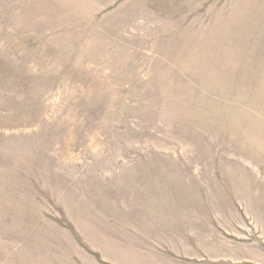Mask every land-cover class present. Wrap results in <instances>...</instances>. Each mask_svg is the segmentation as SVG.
Segmentation results:
<instances>
[{
    "label": "rangeland",
    "instance_id": "374dc122",
    "mask_svg": "<svg viewBox=\"0 0 264 264\" xmlns=\"http://www.w3.org/2000/svg\"><path fill=\"white\" fill-rule=\"evenodd\" d=\"M0 264H264V0H0Z\"/></svg>",
    "mask_w": 264,
    "mask_h": 264
},
{
    "label": "crops",
    "instance_id": "0c3cea01",
    "mask_svg": "<svg viewBox=\"0 0 264 264\" xmlns=\"http://www.w3.org/2000/svg\"><path fill=\"white\" fill-rule=\"evenodd\" d=\"M127 235H130V237H122V236H120L121 237V239H123V238H131L132 236V234L130 233V232H128L127 233ZM97 249H98V251L101 253V255L103 256V257H105L106 259H108V260H110V257L109 256H107L108 254H107V251L103 248V249H100V247H97Z\"/></svg>",
    "mask_w": 264,
    "mask_h": 264
}]
</instances>
